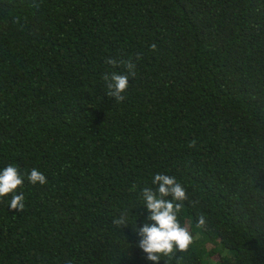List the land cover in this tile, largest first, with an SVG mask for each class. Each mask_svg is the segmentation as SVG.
<instances>
[{
    "label": "trees",
    "instance_id": "trees-1",
    "mask_svg": "<svg viewBox=\"0 0 264 264\" xmlns=\"http://www.w3.org/2000/svg\"><path fill=\"white\" fill-rule=\"evenodd\" d=\"M9 164L0 264H264V0H0ZM157 174L185 187L193 242L152 261Z\"/></svg>",
    "mask_w": 264,
    "mask_h": 264
},
{
    "label": "clouds",
    "instance_id": "clouds-1",
    "mask_svg": "<svg viewBox=\"0 0 264 264\" xmlns=\"http://www.w3.org/2000/svg\"><path fill=\"white\" fill-rule=\"evenodd\" d=\"M152 47L154 49L155 45H152ZM113 80L116 91L109 93V95H115L117 101H122L124 97L120 96L119 93L124 92L128 87V79L126 76L114 75ZM109 87L111 88L113 85H109ZM188 146L194 147L195 141H190ZM27 179L32 184H36L37 182L45 184L47 182L45 175L36 168L30 171ZM156 182H161L158 188L159 196L166 197L171 195L172 200L158 198L151 190H144L147 208L152 213L149 219L155 221V224H145L139 229V234L143 239L138 243L140 248L148 254L147 259L152 261L159 259L157 254L168 255L174 249L182 252L187 251L193 242V236L189 229L181 226L177 219V212L181 210L182 204L174 203V201H184L188 198L185 187L178 183L175 177H169L168 175H155L153 183ZM23 183L24 177L21 175L19 169L9 164L0 170V197L15 193ZM23 201V193L12 195L9 205L11 209L23 211L25 207ZM124 216L127 217L126 212ZM122 222L124 221H115L116 225ZM203 224L204 217L201 216L198 221V226H203Z\"/></svg>",
    "mask_w": 264,
    "mask_h": 264
}]
</instances>
